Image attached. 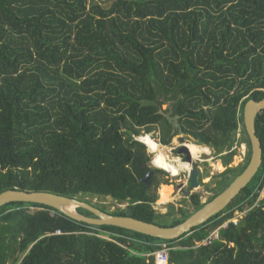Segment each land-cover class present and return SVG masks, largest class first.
<instances>
[{"label": "trees", "instance_id": "obj_1", "mask_svg": "<svg viewBox=\"0 0 264 264\" xmlns=\"http://www.w3.org/2000/svg\"><path fill=\"white\" fill-rule=\"evenodd\" d=\"M263 98L264 0H0V193L46 191L88 203L112 197L128 205L111 214L130 209L138 219L177 225L206 202L194 193L192 212L170 204L158 213L167 172L154 168L149 183L142 180L151 155L135 137L159 127L169 145L162 105L172 101L182 132L228 165L240 128L246 160L221 174L210 201L246 168L244 106ZM256 131L258 173L191 233L163 240L11 202L0 207V264H155L163 242L169 264H264V199L257 202L264 109ZM246 207L240 221L221 227ZM218 228L219 238L203 244Z\"/></svg>", "mask_w": 264, "mask_h": 264}, {"label": "water", "instance_id": "obj_2", "mask_svg": "<svg viewBox=\"0 0 264 264\" xmlns=\"http://www.w3.org/2000/svg\"><path fill=\"white\" fill-rule=\"evenodd\" d=\"M263 109L264 98L260 100L250 99L244 106V125L251 143V156H249L250 160L246 168L229 184L227 188L217 194L210 201L206 202L200 209L196 210L177 225L162 226L153 222L138 219L131 216L130 209L126 210L125 215H114L101 210L92 203H88L77 198L52 192L27 191L17 188L8 189L0 193V207L11 202L38 203L55 208L69 218L85 222L90 225L117 226L163 240L179 239L182 236L191 233L194 228L205 224L212 217L222 212L258 173L263 163V149L261 140L256 131V117ZM172 113L173 108L171 107L167 113L168 120L174 127H179L180 132H182L180 123L176 121L179 116H172ZM179 139L182 142H185L184 135H181ZM179 152H183L186 155L184 159L191 162V156L187 146H182L179 149ZM198 162L199 161L193 162V168L189 173V181L191 182V186L194 188L200 186V168ZM147 165L149 164H144V166ZM153 172L154 167H150L142 180L149 183V178ZM177 188L183 191L186 195L190 194V190H185L184 184L177 185ZM79 208L89 211L92 215H86L80 212L78 210Z\"/></svg>", "mask_w": 264, "mask_h": 264}, {"label": "rangeland", "instance_id": "obj_3", "mask_svg": "<svg viewBox=\"0 0 264 264\" xmlns=\"http://www.w3.org/2000/svg\"><path fill=\"white\" fill-rule=\"evenodd\" d=\"M170 102H166L162 105V109H168ZM148 134L149 136H151V138L157 142L158 144H160L161 146L164 147V154L167 156V160H169L170 162L172 160L173 157L179 156V154L176 153L175 148L179 145V141H178V136H175L174 138H172L171 142L169 143V145H165L160 143V133L159 130L156 129H152L151 132H146L145 130H142L140 135L137 136H141V135H145ZM136 136V137H137ZM242 131L239 128L237 135H236V141L233 144V147L231 150H236V153L234 156H232V160L228 165H225L223 163V160L220 159V155L216 154V151L212 148L209 147L212 151L209 154H205V156L208 159H211L212 163L211 165L207 164V163H201L199 162V168H200V186L199 187H195L193 189L190 190V194L186 195L183 191H181L180 189H175V184H184L185 185V190H188L187 187V182L189 179V174H184L181 173L180 177H171L169 173L162 175L163 179H168L169 183H161L157 189V193L159 195V189L164 186V185H168L169 187L171 186V193H170V197H169V201L168 202H161V198L159 196V198L157 199V201L154 204V208L157 210L158 213H167L168 211H170L171 209V205L173 204L175 208H179L180 206L184 207L185 209L189 210L190 212H192L195 208V206L192 204V200H191V195L194 193H198L200 195V199L202 203H205L207 201H209V199L211 197H213L217 191H219L218 188L216 187L217 183L216 181L221 179V174L227 170V168L229 167H240L244 162H245V158L247 156V152H248V146L245 142H242ZM188 140H186V142H190L193 144H197L195 140L190 139L187 137ZM202 145V144H199ZM171 149V151H169ZM147 152L151 155V159L149 161L150 165L153 166L154 168H158L156 166H154L151 161L152 159L155 157L154 153H151L148 151V147H147ZM227 153V151H224L222 154ZM181 157V156H180ZM161 169V168H160ZM163 170V169H162ZM165 171V170H164ZM264 199V189H261L259 191V196L257 199V202H261ZM92 203L97 204L99 206V208L105 212H111V211H116L118 208L121 209H125L127 208V203H118L116 200H114L112 197H105V198H93L92 199ZM249 207H246L243 211L236 213V215L233 217L234 220H236L237 222L240 221V219L242 218L241 216L245 215V212H248ZM175 215L180 216V213H176Z\"/></svg>", "mask_w": 264, "mask_h": 264}, {"label": "clouds", "instance_id": "obj_4", "mask_svg": "<svg viewBox=\"0 0 264 264\" xmlns=\"http://www.w3.org/2000/svg\"><path fill=\"white\" fill-rule=\"evenodd\" d=\"M139 142L144 143L148 146V151L151 153H157L152 159L151 163L170 174L171 177H180L181 173L189 174L193 168V162L207 163L211 165V159H208L205 154H209L212 150L205 145L191 144L188 145V149L191 156V162L186 161L180 156L172 158L171 162H166V157L157 152V142L155 143L152 138L146 133L145 135L135 137ZM161 143V141H160ZM171 151V149L169 150ZM150 165V163H149ZM153 167V166H152ZM171 189L168 187H161L159 189V196L163 200H167L170 196ZM157 264H166V261L159 258V253H157Z\"/></svg>", "mask_w": 264, "mask_h": 264}, {"label": "built area", "instance_id": "obj_5", "mask_svg": "<svg viewBox=\"0 0 264 264\" xmlns=\"http://www.w3.org/2000/svg\"><path fill=\"white\" fill-rule=\"evenodd\" d=\"M262 189H264V187ZM245 214H246V212H245ZM244 216H241V217H244ZM231 221L234 222V223H237L236 220L231 218L227 222H225L221 227H227L229 222H231ZM219 228L213 230L211 232V234L202 243L206 244V245H210V244L213 243L214 240L218 239L219 238ZM57 233L60 234L61 231L58 230ZM130 239H133V238L130 237ZM169 250H170V246H169L168 243H166V242L160 243V248L156 252H154V254H155V264H157V259H158L157 253H159V258L160 259L165 260L166 264H169Z\"/></svg>", "mask_w": 264, "mask_h": 264}, {"label": "flooded vegetation", "instance_id": "obj_6", "mask_svg": "<svg viewBox=\"0 0 264 264\" xmlns=\"http://www.w3.org/2000/svg\"><path fill=\"white\" fill-rule=\"evenodd\" d=\"M169 102H170V104H169V106H168V109L170 110V108L172 107V105H171L172 101H169ZM169 110L165 113L166 117H167V113L169 112ZM172 116H179V115H176V114H173V113H172ZM179 119H180V116H179V118L176 119V121L179 122ZM174 120H175V119H174ZM174 120H173V121H174ZM171 124H172V123H171ZM180 127H181V126H180ZM156 128L159 130V133L161 134L160 128H159V127H156ZM174 130H175V131H174ZM172 133L174 134L172 138H174L175 136H178L179 145L175 148L176 153L179 154V156H181V157L184 159L186 155H185L183 152L180 153V152H179V149H180L182 146H188V145L186 144V140H188L187 137L190 138V139H193V140H194V138L191 137V136H189L188 134H185V133H183V132H180L179 127H174L173 125H172ZM181 135H184V137H185V142H182V141L179 139V137H180ZM198 164H199V162H198ZM149 166L152 167L151 165H149ZM152 174H153V173H152ZM199 181H200V180H199ZM177 185H179V184H178V183L175 184V189H178V188H177ZM187 187H188V190H191V189L194 188V187L191 186V182L189 181V179H188V182H187Z\"/></svg>", "mask_w": 264, "mask_h": 264}, {"label": "bare ground", "instance_id": "obj_7", "mask_svg": "<svg viewBox=\"0 0 264 264\" xmlns=\"http://www.w3.org/2000/svg\"><path fill=\"white\" fill-rule=\"evenodd\" d=\"M150 138H151V136H149ZM154 141V140H153ZM155 142V141H154ZM156 143V142H155ZM157 144V152L159 153V154H161V155H164L165 157H166V162H170L169 160H167L168 158H167V156L164 154V147L163 146H161L160 144H158V143H156ZM186 144L187 145H191V144H193V143H188V142H186ZM148 147V146H147ZM155 155L157 154V153H154ZM170 160H172V159H170ZM162 187H168V188H170L171 189V186L169 187L168 185H164V186H162ZM171 196V195H170ZM169 196V197H170ZM169 201V198L167 199V200H163V199H161V202H168Z\"/></svg>", "mask_w": 264, "mask_h": 264}]
</instances>
